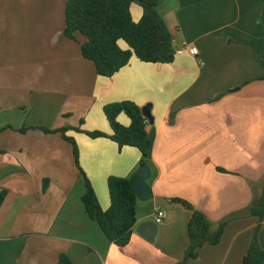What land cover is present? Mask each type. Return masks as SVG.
<instances>
[{"label": "crops", "instance_id": "0c3cea01", "mask_svg": "<svg viewBox=\"0 0 264 264\" xmlns=\"http://www.w3.org/2000/svg\"><path fill=\"white\" fill-rule=\"evenodd\" d=\"M68 0H0V264H180L190 245L189 202L212 231L225 224L218 246L206 245L187 264H243L264 193V1L161 0L158 11L176 46L199 51L155 65L133 59L112 78L83 58L86 38L65 36ZM143 8L131 7L139 23ZM121 46L126 48L125 44ZM133 102L152 140L148 167L154 193L137 203V223L125 248L89 219L82 197L90 180L104 211L110 177L131 179L141 153L108 138L104 108ZM119 122L128 127L125 115ZM79 129L81 132H77ZM167 213L153 243L139 231ZM264 250V222L258 235Z\"/></svg>", "mask_w": 264, "mask_h": 264}, {"label": "trees", "instance_id": "16d2710c", "mask_svg": "<svg viewBox=\"0 0 264 264\" xmlns=\"http://www.w3.org/2000/svg\"><path fill=\"white\" fill-rule=\"evenodd\" d=\"M160 1L68 0L65 36L73 41H76V34L86 38V42L81 47L83 58L92 62L97 74L103 78L114 77L134 58L146 64H172L176 58L175 46L169 29L158 11ZM135 4L141 6L144 11L139 23L133 21L131 14V7ZM122 43L126 48L121 46ZM104 114L112 135L107 136L101 132L86 133V135L92 139L108 138L118 145L120 151L126 147L135 148L142 155L141 166H148L152 140L147 131V119L142 109L133 102H122L106 106ZM121 115L127 116L130 120L128 127L119 122ZM42 130L48 134L59 133L72 144L77 167L85 182L82 202L87 216L100 227L112 244L120 248L128 246L137 223L138 203L131 186V179L120 177L108 179L111 206L109 210L104 211L90 180L80 168L78 146L75 140L67 135L71 129ZM76 131L81 132L79 129ZM7 196L6 190L0 192V208ZM171 202L191 213L188 225L190 245L180 264H187L188 261L197 259L199 250L204 246H218L221 243L225 224L217 232H213L207 216L196 210L189 202L182 199H172ZM251 216L259 220V226L255 230L243 264H264V250L258 239L264 222V193L259 205L251 210ZM58 264L72 263L67 256L62 255Z\"/></svg>", "mask_w": 264, "mask_h": 264}, {"label": "water", "instance_id": "95a60500", "mask_svg": "<svg viewBox=\"0 0 264 264\" xmlns=\"http://www.w3.org/2000/svg\"><path fill=\"white\" fill-rule=\"evenodd\" d=\"M143 115L149 121L151 117L150 107L143 110ZM152 178L151 169L148 166H141L131 178V186L138 200L141 202H150L154 199V193L149 182ZM158 225L156 223H146L142 225L139 234L149 243H153L157 234Z\"/></svg>", "mask_w": 264, "mask_h": 264}, {"label": "built area", "instance_id": "2783aa9c", "mask_svg": "<svg viewBox=\"0 0 264 264\" xmlns=\"http://www.w3.org/2000/svg\"><path fill=\"white\" fill-rule=\"evenodd\" d=\"M175 46V54L176 56H182L184 54H189L191 57H198L199 51L196 47H192L187 42H183L180 44V46H176L175 42L173 41ZM167 218V213L161 209L157 210L156 216H155V223L160 226L162 225Z\"/></svg>", "mask_w": 264, "mask_h": 264}]
</instances>
